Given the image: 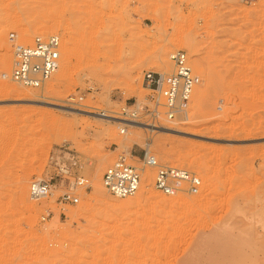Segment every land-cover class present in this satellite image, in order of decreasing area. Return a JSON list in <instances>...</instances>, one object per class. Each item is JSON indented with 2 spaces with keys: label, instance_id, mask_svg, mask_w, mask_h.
I'll use <instances>...</instances> for the list:
<instances>
[{
  "label": "rangeland",
  "instance_id": "obj_1",
  "mask_svg": "<svg viewBox=\"0 0 264 264\" xmlns=\"http://www.w3.org/2000/svg\"><path fill=\"white\" fill-rule=\"evenodd\" d=\"M67 12L73 17L60 24ZM159 24L163 30L151 33ZM41 32L61 43L59 68L42 93L1 76L10 71L9 34L30 44ZM159 48L163 60L154 58ZM5 49L0 264H184L190 249L200 255L192 264H229L227 255L234 264H264V0H0V53ZM174 50L203 79L188 120L158 124L187 135L130 128L121 135L117 125L17 103L7 93L13 87L67 107L116 110L144 98L143 73L169 71L164 53L168 59ZM134 135L139 143H121ZM62 143L80 154L90 188L75 206L58 204V189L31 200L30 181L47 178L48 152ZM145 143L160 163L195 171L200 192L167 197L151 187L144 198L115 199L103 188L95 196L105 167L120 154L137 165ZM55 208L63 213L53 219Z\"/></svg>",
  "mask_w": 264,
  "mask_h": 264
},
{
  "label": "built area",
  "instance_id": "obj_2",
  "mask_svg": "<svg viewBox=\"0 0 264 264\" xmlns=\"http://www.w3.org/2000/svg\"><path fill=\"white\" fill-rule=\"evenodd\" d=\"M9 40L12 43L10 71L2 77L22 88L41 93L59 68V36L36 35L30 44H21L16 42L15 35L11 33ZM168 58L169 71L143 73L142 88L146 95L142 100L133 99L116 110L100 111L102 117L118 122L119 134L125 135L129 124L155 127L161 120L177 123L188 119L192 92L200 78L193 72L183 50H174ZM128 160L129 157L120 154L102 173L103 188L115 199L135 196L142 181L149 178L152 179L151 187L167 197L196 195L202 188L201 180L195 171L160 163L146 150L141 159L137 160V165ZM83 167L84 162L80 154L69 144L55 146L48 152L45 169L47 178L33 179L28 185L30 198L35 201L46 199L58 189V204L77 205L80 192H86L90 188ZM146 171L148 173H145ZM41 220H45V216L42 215Z\"/></svg>",
  "mask_w": 264,
  "mask_h": 264
},
{
  "label": "bare ground",
  "instance_id": "obj_3",
  "mask_svg": "<svg viewBox=\"0 0 264 264\" xmlns=\"http://www.w3.org/2000/svg\"><path fill=\"white\" fill-rule=\"evenodd\" d=\"M66 12V11H65ZM72 12V11H71ZM71 12H67V13H64V14H62L61 16H60V18H59V23L60 24H65L66 22H68L69 20H71V18L73 17V14L71 13ZM43 25H45V24H43ZM163 27V26H162ZM162 27H161V25L159 24V25H155V26H153V28H152V32L151 33H153V34H155L156 35V33L158 34V33H160L163 29H162ZM49 28V26L47 27V29ZM82 28V27H81ZM164 28V27H163ZM51 29V28H50ZM22 31V30H21ZM49 31V30H48ZM80 32V31H79ZM82 32V31H81ZM19 33L21 34V32L19 31ZM29 32H26V30H25V32L23 31V36H25V35H27ZM42 34L41 35H45V34H43V32H41ZM19 37H20V35H18ZM22 37V36H21ZM20 37V38H21ZM28 37V36H27ZM72 37V36H71ZM23 38V37H22ZM25 39V38H24ZM66 40H68V39H66ZM28 42V41H27ZM84 45V44H83ZM3 47H5V45H3ZM7 47V46H6ZM2 48V47H1ZM3 49V48H2ZM1 49V50H2ZM7 49V48H6ZM6 49L4 50V52H2L3 54H1L0 53V56H1V59H0V70H2L1 69V65H2V63H3V65L2 66H4V63H5V61H7L8 59H9V56L7 55V53H5V51H6ZM165 49H163L162 48V50H161V48H159V51H158V53H160V54H158L157 55V53H156V57H154L155 59H157V60H161V58H162V60H163V51H164ZM64 52H66V51H64ZM81 52V51H80ZM166 52V51H165ZM89 53H90V51H89ZM87 54H88V52H87ZM166 53H164V57H165V59L164 60H166V64H170V62H169V58L168 59H166V55H165ZM64 57V56H63ZM162 62V61H161ZM8 65V64H7ZM6 65V66H7ZM65 63L63 64V66H62V68H60L61 69V72H62V74H65ZM97 66V65H96ZM199 63L196 65V69L198 68L199 69ZM97 68V67H96ZM197 69V70H198ZM204 70V69H203ZM7 71H9V68H8V70H6V71H4L3 70V72L1 73V76L2 75H4V74H6V72ZM60 72V73H61ZM199 74V73H198ZM62 76H64V75H62ZM202 77V76H201ZM200 78V77H199ZM203 79V78H202ZM202 79L199 81V87L201 86V81H202ZM2 80V79H1ZM1 80H0V82H1ZM4 80V79H3ZM2 84H3V82H1ZM1 83H0V85H1ZM5 85V84H4ZM198 87V85H197V88H199ZM2 88H3V86H2ZM7 89H8V87H6ZM195 89H196V86H195ZM44 90V89H43ZM42 90V91H43ZM52 89H49L48 90V92H50ZM201 91V90H200ZM47 92V93H48ZM195 92H196V94H198L199 93V89H197V91L195 90ZM7 93H10L11 95H13V97L15 96V98L16 99H13L12 101H14V102H17V103H19V102H21L22 104H26V105H37V106H42V107H47V108H56V109H59V110H62V111H66V112H72V113H75V114H83L84 116L86 115V116H88V117H90V118H92V119H94V120H96L97 122H106V123H109V124H111V126L112 125H119L118 124V122L117 121H112V120H108V119H106V118H104V117H102L99 113H100V111L98 110V111H90L89 109H87V107L85 108V109H83V107H82V105H81V107L82 108H74V107H67L66 105H65V102L63 103V102H61V101H59V100H57V99H55V98H53V97H50V96H43V97H41V99H39V100H36V99H32L29 95H26V94H24L23 92H21V91H19V90H17V89H15V88H9L8 89V91H7ZM42 93V92H41ZM9 94V95H10ZM80 106V105H79ZM188 120V119H187ZM128 128H130V129H133V130H144V131H148V132H150V133H154V134H158V133H165V134H175V135H180V136H183V135H187L188 134V132L187 131H184V130H182V129H175V128H172V127H166V126H160V125H156L155 127H145V126H143V125H140V124H137V123H135V124H129V126H128ZM129 132H131V131H129ZM140 142V139H139V136L138 135H134L132 138H126L125 140H122L121 141V143L122 144H124V143H127V144H130V145H132V144H134V143H139ZM129 146V145H128ZM144 150H146L147 152H150L151 151V143L150 144H147V143H145V149ZM151 153V152H150ZM130 154V153H129ZM130 158V157H129ZM131 158H133L132 156H131ZM137 158H136V163H137ZM145 173H148V171H146ZM27 178V177H26ZM98 183V184H97ZM97 183H96V185H94V188H93V193H94V195L95 196H97V195H99V194H101V192H102V190H103V185H102V183L101 182H98L97 181ZM151 185H152V179L151 178H149V179H147V181H142V183H141V185H140V189H139V191H138V193L137 194H141V196L143 195V198H144V196L148 193V191L147 190H149L150 188H151ZM26 192H24L23 193V195H24V197L23 196H21L23 199L24 198H26ZM22 195V194H21ZM146 199H147V197H146ZM31 200H33V199H31ZM24 208V207H23ZM236 209V208H235ZM63 213V210H62V208H55L54 209V211H53V219H56V218H58L61 214ZM29 218H30V216H29ZM193 253V250L192 249H190V250H188V251H185V252H183V255H182V259L184 260V264H192V263H194L198 258H196L197 256H200V255H197V254H192ZM227 256H230L231 258L230 259H228L229 260V262H227V263H229V264H234V262H235V259L233 258V256L232 255H227ZM221 262V261H220ZM223 262H226V261H224V260H222V263ZM256 264V263H255Z\"/></svg>",
  "mask_w": 264,
  "mask_h": 264
}]
</instances>
